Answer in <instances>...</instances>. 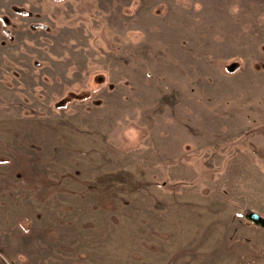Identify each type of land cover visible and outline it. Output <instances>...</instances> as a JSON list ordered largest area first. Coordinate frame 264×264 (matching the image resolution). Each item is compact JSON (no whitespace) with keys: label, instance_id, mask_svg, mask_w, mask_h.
Returning <instances> with one entry per match:
<instances>
[{"label":"rangeland","instance_id":"374dc122","mask_svg":"<svg viewBox=\"0 0 264 264\" xmlns=\"http://www.w3.org/2000/svg\"><path fill=\"white\" fill-rule=\"evenodd\" d=\"M264 0H0V264H264Z\"/></svg>","mask_w":264,"mask_h":264},{"label":"water","instance_id":"95a60500","mask_svg":"<svg viewBox=\"0 0 264 264\" xmlns=\"http://www.w3.org/2000/svg\"><path fill=\"white\" fill-rule=\"evenodd\" d=\"M249 216L252 220L257 221L260 225L264 226V218L260 217L257 213L251 212Z\"/></svg>","mask_w":264,"mask_h":264}]
</instances>
